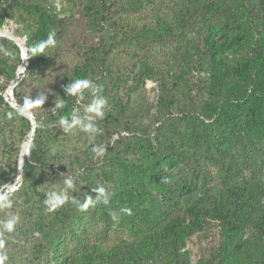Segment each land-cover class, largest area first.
I'll list each match as a JSON object with an SVG mask.
<instances>
[{"label": "rangeland", "instance_id": "rangeland-1", "mask_svg": "<svg viewBox=\"0 0 264 264\" xmlns=\"http://www.w3.org/2000/svg\"><path fill=\"white\" fill-rule=\"evenodd\" d=\"M118 1L120 4L113 8L116 19L110 29L98 36V32L74 21L61 42L62 56L44 72L45 85L27 81L28 86L21 89L22 98H28L29 105L42 115L49 108L47 98L51 85L72 73L81 54L94 55L92 49L98 47L99 42L110 48V52L102 56L110 71L106 69L103 77L99 69L93 72L107 100L105 117L95 121L101 132L94 137L79 128L65 133L57 126L59 117L53 116L48 123L39 125L37 136L35 132L31 135V144L34 137L36 141L34 152L30 149L28 152L31 145L28 144L26 175L23 177L21 173L16 187L6 196L11 207L0 206V221L12 215L19 218L13 232L0 235L5 242L0 254L7 255L4 264H96L94 261L106 255L117 264H135L133 260L138 255L142 256L143 264H216L225 241L232 247L247 246L250 264H264V212L259 211H264V134L257 137L252 129L228 125L219 129L212 119L200 117L203 122L196 127L199 136L192 139V125L181 118L182 114L194 116V103L199 105L196 110L209 108L208 98L215 90L209 85L222 80L220 88L229 87V78L217 61L204 53L197 27H190L185 35L179 33L172 14L179 0ZM192 2L199 7L204 4L201 0ZM50 3L57 17L68 16L66 0H51ZM150 8L157 9L155 16ZM260 8L255 5V15H262ZM124 19L126 27L121 25ZM233 21L238 23L237 14ZM143 23L149 26L144 31L147 39L121 38L123 30L130 34ZM199 24L204 27L205 22ZM217 26L214 24L213 28ZM166 28L170 35H166ZM8 47L13 48L7 45L6 49ZM133 48H143L144 53L135 57ZM3 49L0 45V193L11 186L16 175L14 163L31 126L28 118L9 105L5 97L10 83L4 85ZM11 53L7 64L15 61V53ZM137 68L144 73L140 81L134 79L131 71ZM166 82L178 85L175 94L168 96L176 101L171 111H161L158 107V85ZM202 86L207 87L201 90ZM31 90L36 94L27 95ZM12 95L17 102L13 90ZM128 95L133 103H127ZM91 100L89 90L70 109L69 117L73 111L81 118L89 115L85 108ZM125 127L130 130H124ZM94 144L106 146L102 157L94 158L91 151ZM181 148L184 153H180ZM159 149L163 159L174 160L168 175L164 173L160 177L161 186L152 178L150 182L141 172V168L148 165L150 168L151 162L156 161L153 154ZM66 177H72L75 185L68 190L69 201L49 211L44 204L46 194L61 191ZM214 184L221 185L225 192L238 186V197L243 198L247 210L251 208L246 210L248 217L238 220L237 236L225 240L220 220L208 213L201 228L193 229L174 249L170 246L160 248L153 255L155 257L145 258L134 219L143 226H153L147 213L166 208L187 222L192 211L211 206L215 197ZM99 186L111 194L108 205L96 203L80 211L71 202L75 197L82 203L88 195L95 199L93 190ZM34 190L42 193V199ZM162 194H165L164 203L160 202ZM2 203L5 201H0ZM125 207L131 209V215L121 212ZM143 211L147 213L143 215Z\"/></svg>", "mask_w": 264, "mask_h": 264}, {"label": "trees", "instance_id": "trees-1", "mask_svg": "<svg viewBox=\"0 0 264 264\" xmlns=\"http://www.w3.org/2000/svg\"><path fill=\"white\" fill-rule=\"evenodd\" d=\"M50 1L0 0V30H6L22 40L24 39V44L29 49L23 78L14 86L13 91L17 102L27 108L35 118V136L40 133L39 125L48 123L53 116L70 118V109L80 99L77 100L76 97L66 95L64 87L77 78H87L92 81L93 86L98 85L99 81L93 72L96 70L98 72L99 69L103 77V73L107 70L110 71V68H106V59L102 57L110 52V48L104 47L99 42L98 47L92 49L94 55L88 54L83 56L81 54L80 60L76 62V67L72 70V73L51 85V92L47 98L49 108L42 115L37 114L35 109L29 105L28 98H22L21 89L24 88V85L25 88L28 86L26 84L27 81L36 82L37 85H42V87L45 85L44 72L62 56L63 49L61 42L74 21L79 26L84 25L90 31L98 32L99 36L113 26L114 19H116V9L113 8L120 4L118 0H66L68 16L59 18L51 10L52 5ZM194 1L197 2L198 0ZM201 1L204 4L199 7L195 6L192 0H179V3L173 8L172 14L178 24L177 28L180 34L185 35L188 33L190 27H197L200 30V42H203L204 53L217 61L220 69L221 67L223 68V74L229 78L227 79L229 87L220 88L222 80L218 81L219 83L209 85L215 88L210 94L212 97L208 98L209 108L204 111L196 110L199 105L194 103V116L189 115L185 117L182 114L181 118L192 125V139H196L199 136L196 127H199V123L203 122L200 117L208 120L212 119V123L219 129L226 125L233 128L252 129L254 134L259 137L260 134H264V0ZM255 5L261 6L260 11H262V15L254 14L255 11L253 9ZM150 13L155 16L154 13L157 14V9L153 10L150 8ZM236 14L238 15L237 24L233 21ZM125 17L127 19V15ZM156 20L159 21V17ZM199 22H205L204 27ZM158 23L160 24V22ZM159 24L156 23V26L160 28ZM214 24L218 25L216 29L213 28ZM121 25L122 27L127 26L125 19ZM148 29L149 26L143 23L138 29L132 30L133 32L130 34L127 30H123L121 38L127 40H131L132 38L147 39L148 36L146 37L144 31ZM150 30L154 31V28L151 27ZM50 32H55L56 46L54 48H45L42 53L34 52L35 46L40 41L45 40ZM165 33L166 35H170L171 32L166 28ZM0 45L4 48L1 61L6 65L3 68L5 70H2V72L5 77L4 85H7L14 79L15 70L21 63V52L16 43L8 37L0 36ZM7 45L12 46V50L9 47L6 49ZM193 48H195V45ZM96 51H100V54H96ZM132 51H134L133 55L135 57H139L141 53H144L143 48H133ZM6 52L15 53V61L11 64H7L8 55H5ZM207 67L208 65H206ZM5 71H7V74ZM131 71L136 80L140 81L144 76V73L139 68ZM148 77L153 78L151 76ZM221 77L223 78V76ZM158 87V107L161 111L165 109L167 111L173 110L171 107H175L174 102L176 101L173 100V97L168 98V96L169 94H175L173 92L177 91L178 85H169L166 82L160 83ZM203 87L207 86H202L201 90H205ZM89 90H85L84 95ZM34 94H36L35 91L31 90L27 95L33 96ZM58 99H63L65 106L53 113L52 108ZM127 103H133L129 95L127 96ZM5 105L8 106L6 103ZM126 109L127 107L124 108V111ZM10 110L15 114H19L13 109ZM196 111L198 112L196 113ZM124 130L129 131L130 128L125 127ZM35 141V137L32 144L30 141L31 145H29L28 152L29 149L31 152H34ZM162 149H165V147ZM179 151L180 153H184L183 148ZM223 151H225L224 148ZM19 154L20 152L18 153V157ZM148 155H151V153ZM153 157L156 158V161H150V168L149 165L147 168H141V172L145 174L143 176L149 177L150 182L154 180L157 185L161 186L160 177L164 173L168 175L167 171L168 169H172L174 160L172 158L170 160L163 159L160 149L158 153L155 152L153 154ZM17 162L18 158L14 163L15 170H17ZM27 164L26 159L22 165L21 173L23 177L26 175ZM152 168L157 171L152 170ZM157 173H160V176ZM139 180H141V177ZM214 185L215 197L211 206L209 205V208L205 210L192 211L187 222L166 208L158 209L154 213L153 211L152 213H147L148 210L142 212L143 215L147 213L150 220L153 221V226H143L140 221L132 218L136 221L134 225L136 226L137 236L142 240L144 245L143 252L145 258L155 257L153 255L160 248L170 246L171 250L174 249L175 245L189 236L193 229L201 228L208 213L220 220L219 225L226 237L225 240H228L229 237L237 236L238 230L236 224L239 223L238 220L241 217H248L243 198L238 197L237 194L239 188L238 186H234V189L225 192L221 185ZM155 190L157 189L155 188ZM34 193L38 198L42 199L43 195L41 192L34 190ZM164 201L165 194H162L160 202L164 203ZM250 209L247 211H250ZM259 211L260 213L264 212L263 210ZM58 218L62 221V216ZM152 249H155L154 252H151ZM248 251L249 248L247 246L232 247V245H229L225 241L220 247L221 257L216 264H250ZM136 257L133 262L135 264H143L142 256L138 255ZM156 258L159 260L158 257ZM94 262L96 264H117L108 255Z\"/></svg>", "mask_w": 264, "mask_h": 264}, {"label": "clouds", "instance_id": "clouds-1", "mask_svg": "<svg viewBox=\"0 0 264 264\" xmlns=\"http://www.w3.org/2000/svg\"><path fill=\"white\" fill-rule=\"evenodd\" d=\"M56 46L55 32H50L45 40L40 41L35 48L34 52L42 53L45 48H54ZM5 55L11 56V52H6ZM91 90L92 100L87 104L85 111L89 115L85 118H81L76 115L75 112L71 114L70 118L61 116L57 122L63 132L67 133L73 128H79L85 133L91 134L93 137L101 132L95 124L97 119L102 120L105 117V107L107 105V100L102 95L103 88L100 85L93 86L91 80L87 78H77L64 87L66 95L76 97L77 100L84 96L85 90ZM46 99V98H45ZM41 103H44L42 100ZM65 106V101L63 99H58L55 101V106L52 108L53 113L57 109ZM107 148L105 145H93L91 148L92 153H94V158L102 157L106 152ZM64 188L61 191H50L46 194L44 204L48 207L49 211H55L58 207L64 205L69 201L68 190H72L74 185V179L72 177H66L63 181ZM95 192V199L88 195L86 196L84 202L78 201L75 197L72 198V203L77 206L80 211H85L89 206H95L96 203H102L108 205L110 203L111 194L103 186H99L93 190ZM0 201H5V203L0 204L3 207H11V202L7 200V197H0ZM121 212L131 215L130 208H122ZM116 218L115 216L113 217ZM18 216L12 215L8 219L0 221V235L4 232L11 233L15 229V225L18 221ZM4 240L0 239V248L4 247ZM7 259L6 253L0 254V264H4Z\"/></svg>", "mask_w": 264, "mask_h": 264}, {"label": "water", "instance_id": "water-1", "mask_svg": "<svg viewBox=\"0 0 264 264\" xmlns=\"http://www.w3.org/2000/svg\"><path fill=\"white\" fill-rule=\"evenodd\" d=\"M0 36H4V37H8L10 39H12L16 45L19 47L20 52H21V64H22V68L19 69V67H17L16 71H15V77L14 79L10 82V84L8 85L6 91H5V97L7 98V102L9 105L13 106L17 111H19L23 116H25L26 118H28V120L30 121V134L34 133L35 130V118L32 115V113L25 107L21 106L20 104H18L12 95V90L13 87L15 86V84L18 82V79L21 75L20 72H24L26 65H27V59H28V48L25 46L24 44V39H20L19 37L14 36L13 34L9 33L8 31L4 32L3 30H0ZM27 157H25L23 159V163L25 162ZM19 172H22V167L19 170ZM20 179V175L17 177V175H15V177H13V179L11 180V189H4L2 193H0V197H6L8 196L10 190L14 189L16 187V184L18 182V180Z\"/></svg>", "mask_w": 264, "mask_h": 264}, {"label": "bare ground", "instance_id": "bare-ground-1", "mask_svg": "<svg viewBox=\"0 0 264 264\" xmlns=\"http://www.w3.org/2000/svg\"><path fill=\"white\" fill-rule=\"evenodd\" d=\"M22 68V64L20 63L19 69ZM30 132L28 133V137L24 143V145L21 148V152L18 158V162H17V170H16V175L17 177L20 175L21 172H19V170L21 169L22 165H23V159L25 158L26 154H27V148H28V144L30 142V138H31ZM8 189H11V186L7 187Z\"/></svg>", "mask_w": 264, "mask_h": 264}]
</instances>
